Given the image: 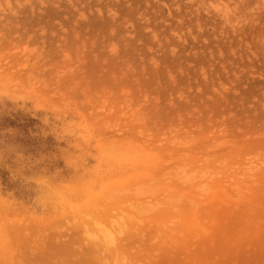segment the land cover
I'll return each mask as SVG.
<instances>
[{
	"label": "rangeland",
	"instance_id": "374dc122",
	"mask_svg": "<svg viewBox=\"0 0 264 264\" xmlns=\"http://www.w3.org/2000/svg\"><path fill=\"white\" fill-rule=\"evenodd\" d=\"M0 264H264V0H0Z\"/></svg>",
	"mask_w": 264,
	"mask_h": 264
},
{
	"label": "bare ground",
	"instance_id": "6f19581e",
	"mask_svg": "<svg viewBox=\"0 0 264 264\" xmlns=\"http://www.w3.org/2000/svg\"><path fill=\"white\" fill-rule=\"evenodd\" d=\"M122 218H123V217H122ZM122 218H118V219H119V224H120V225L122 224V222H121V221H122V220H121ZM123 219H124V218H123ZM117 221H118V220H117ZM117 221H114V222L118 223ZM119 224H118V225H119ZM125 224H126V222H125ZM125 224H124V225H125ZM126 225H128V224H126ZM101 227H102V229L100 228V229H101L100 234H101L102 236L104 235V237L106 238V235H107L108 233L111 234L112 231L110 232L108 229L105 230V229L103 228V226H101ZM117 227H119V226H117ZM122 227H123V224H122ZM127 227H128V226H127ZM127 227H126V228H127ZM119 228H120V227H119ZM123 228L126 229L125 226H124ZM100 229H99V230H100ZM117 229H118V228H117ZM120 229H121V228H120ZM124 229H122V230H124ZM127 229H128V228H127ZM102 230H104V231H109V232H107V234H106V233H105L104 231H102ZM110 230H111V229H110ZM101 232H102V233H101ZM115 232H116V231H115ZM119 232H121V231H119ZM103 233H105L106 235L103 234ZM113 233H114V232H113ZM110 234L107 235V236H108V240L114 241L113 237H112ZM109 235H110L111 237H110ZM113 236H114V235H113ZM104 237H102V239H103ZM109 237H110V239H109ZM103 240L107 241V238H106V239H103Z\"/></svg>",
	"mask_w": 264,
	"mask_h": 264
}]
</instances>
